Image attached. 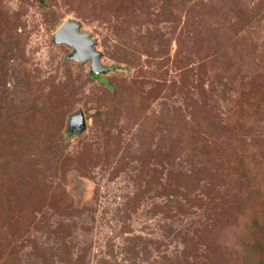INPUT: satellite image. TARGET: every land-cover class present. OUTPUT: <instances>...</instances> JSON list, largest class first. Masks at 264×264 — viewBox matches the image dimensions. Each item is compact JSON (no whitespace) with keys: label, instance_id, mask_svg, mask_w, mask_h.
Wrapping results in <instances>:
<instances>
[{"label":"rangeland","instance_id":"1","mask_svg":"<svg viewBox=\"0 0 264 264\" xmlns=\"http://www.w3.org/2000/svg\"><path fill=\"white\" fill-rule=\"evenodd\" d=\"M0 264H264V0H0Z\"/></svg>","mask_w":264,"mask_h":264},{"label":"water","instance_id":"2","mask_svg":"<svg viewBox=\"0 0 264 264\" xmlns=\"http://www.w3.org/2000/svg\"><path fill=\"white\" fill-rule=\"evenodd\" d=\"M58 44H66L73 49L72 59L81 63L90 62L91 71L95 75L107 73L115 67H106L102 64V54L96 49L97 41L91 34L82 31L78 22L67 20L55 33ZM86 129V119L83 111L74 114L69 123V130L82 133Z\"/></svg>","mask_w":264,"mask_h":264}]
</instances>
